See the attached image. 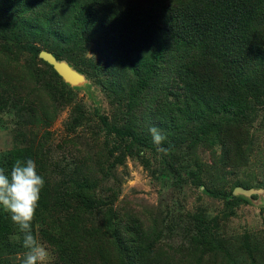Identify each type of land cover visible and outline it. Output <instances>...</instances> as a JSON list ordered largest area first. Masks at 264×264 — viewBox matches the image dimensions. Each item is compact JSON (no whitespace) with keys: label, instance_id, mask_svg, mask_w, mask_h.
I'll return each mask as SVG.
<instances>
[{"label":"rangeland","instance_id":"1","mask_svg":"<svg viewBox=\"0 0 264 264\" xmlns=\"http://www.w3.org/2000/svg\"><path fill=\"white\" fill-rule=\"evenodd\" d=\"M168 1L0 0V168L31 158L44 178L31 227L46 264L264 260V73L259 91L237 98L241 107L223 94L208 117L181 74L188 59L166 30ZM257 30L264 51V26ZM190 47L204 82L214 59ZM151 127L166 139L142 161L118 131L153 140ZM224 129L228 154L218 142ZM19 240L0 242V264H22Z\"/></svg>","mask_w":264,"mask_h":264},{"label":"trees","instance_id":"2","mask_svg":"<svg viewBox=\"0 0 264 264\" xmlns=\"http://www.w3.org/2000/svg\"><path fill=\"white\" fill-rule=\"evenodd\" d=\"M160 5L164 16H166V30L170 34L181 38L187 48L185 50L184 46L180 49L183 52L181 57L185 56L188 59L182 66L181 74L187 79L186 87L192 96L191 100L197 104L201 103V107L206 109L208 117L215 112L217 107L229 102L228 99L231 101L230 104L238 105V97L242 95L244 89L259 91L257 73L260 74L261 71L264 73V51L263 44L261 46L257 42V29L259 26H264V0H171L167 4L160 2ZM157 35H160V33H157ZM158 39L161 40V35L158 36ZM190 45L200 48L202 57L214 59V66L211 68L208 79L204 82L194 76L196 73L194 71L195 65L188 51L191 49ZM216 49L221 50V58L216 55ZM40 50L37 46L32 47V51L35 53ZM234 56H239L241 63L233 58ZM194 78L197 82L195 85H193ZM221 81L226 83L227 87L225 89L220 87ZM208 82L212 84L215 82L218 86H210L211 84H208ZM261 91H264V89ZM223 94H225L226 102L220 99ZM259 95L261 94L259 93ZM238 107H241V105H238ZM229 130L224 129L218 140L224 154L229 153L226 139ZM118 133L122 136H132L131 140L125 143V150L133 151L142 161L145 159L143 151L156 150V145L152 139L142 138L141 136L136 137L134 133L125 130H121V132L119 130ZM133 138H138L137 148H133ZM14 155L17 158L18 155L22 156L20 150H15ZM6 160L8 161L9 157ZM0 164H4L3 161ZM195 166L199 168L198 163ZM194 170L198 169L190 168L188 170V177L198 179L199 174L194 175ZM38 215L37 212L35 217ZM128 228L130 231L131 227ZM129 233H133L130 235L137 241L136 236L139 231L132 230ZM13 235L20 238L19 244L13 245L14 251L27 250L23 246V233L12 222L10 214L0 207V242ZM129 240L135 254L143 251L139 245L137 248L134 239L129 238ZM146 243L147 249L152 251L153 244L148 242L147 238ZM228 261L230 264H264V260L258 261L255 257H251V260L243 259L239 261H234L228 257ZM206 263V258L200 255L197 264Z\"/></svg>","mask_w":264,"mask_h":264},{"label":"clouds","instance_id":"3","mask_svg":"<svg viewBox=\"0 0 264 264\" xmlns=\"http://www.w3.org/2000/svg\"><path fill=\"white\" fill-rule=\"evenodd\" d=\"M153 143L161 145L166 137L156 127L149 129ZM159 151H164L158 148ZM33 159H16L9 173L0 168V207L10 214L14 224L23 233V246L27 249L22 264H46L48 250L32 234V221L39 206L44 178L37 173Z\"/></svg>","mask_w":264,"mask_h":264},{"label":"water","instance_id":"4","mask_svg":"<svg viewBox=\"0 0 264 264\" xmlns=\"http://www.w3.org/2000/svg\"><path fill=\"white\" fill-rule=\"evenodd\" d=\"M40 56L45 59L46 61L50 62L51 64H53V66L55 68H57L58 70H67V68H65V66L62 64V63H58L55 61V59L48 53V52H44V51H41L40 52ZM69 72V71H68Z\"/></svg>","mask_w":264,"mask_h":264}]
</instances>
